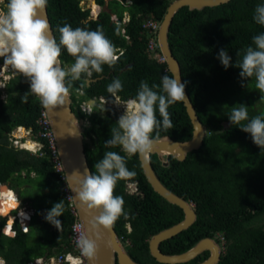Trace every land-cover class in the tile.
Wrapping results in <instances>:
<instances>
[{
	"label": "trees",
	"instance_id": "obj_1",
	"mask_svg": "<svg viewBox=\"0 0 264 264\" xmlns=\"http://www.w3.org/2000/svg\"><path fill=\"white\" fill-rule=\"evenodd\" d=\"M126 1L95 0L104 10L93 20L89 19L90 10L81 6V0H47V14L57 42L58 26L66 22L73 28L95 30L102 27L115 47L123 50L114 66L104 65L103 72L93 73L83 88L80 87L82 80L73 82L70 90L73 112L88 123L83 132L84 138L88 139L84 152L92 172H95L94 164L106 151L125 155L119 147L104 146L118 119L115 112L105 107L83 114L76 105V96L97 103L103 99L111 104L114 97L106 87L114 78H119L123 91L117 97L126 102L136 95L141 80H146L149 85L159 84L163 75H171L166 64L148 57L149 34L144 24L149 20L160 23L173 0H129L130 4ZM261 3L264 0H231L201 11L183 7L172 19L169 46L179 63L190 101L205 128V138L200 149L190 152L183 161L169 157L168 167H162L156 155L150 156L161 183L191 203L196 213V221L189 229L161 243L159 248L164 254L183 253L203 238L219 240L223 237L225 243L218 264H264V149L253 143L249 133L228 119L230 108L238 104L248 106L250 119L264 114V107L255 109L254 106L256 101H261L264 106V98H261L264 95L256 94L259 91L255 88V77L244 80L235 66L246 47L252 45V37L264 32V26L253 19L254 9ZM125 14L129 20L122 24ZM112 15L119 24L111 21ZM221 49L227 50L232 58L227 69L217 59ZM59 59L62 67L74 63L66 50H62ZM9 73L14 75L0 91V185H7L8 189L4 190H12L21 204L25 199L19 187L31 192L27 201L33 216L27 232H23L15 221L13 236L3 233L7 216H0V257L6 264H28L35 258L53 257L72 250L69 232L74 217L68 210L63 185L48 155H33L9 141L17 128L30 130L33 139L37 140L36 122L43 110L38 98L30 92L27 103L21 102V97L29 91V82L12 68ZM168 111L174 127L161 131L159 138L169 136L175 141L189 140L192 127L182 102L170 106ZM157 116L159 118L158 113ZM23 145L34 148L29 140ZM126 159L128 169L136 175L117 182L114 194L123 197L127 217L121 216L113 228L119 237H123V242H129L126 250L133 261L159 264L149 254L148 240L180 222L183 212L152 190L137 155ZM127 183H136L137 192L129 194L125 188ZM43 188L44 192H40ZM13 192L11 206L5 211L0 210V214L17 208L18 205L10 208L16 202ZM60 200L65 204V212L58 218L62 223L61 231L47 222L44 214V210L47 212ZM126 224L130 226V233H127ZM208 255L204 252L186 264L200 263Z\"/></svg>",
	"mask_w": 264,
	"mask_h": 264
},
{
	"label": "clouds",
	"instance_id": "obj_2",
	"mask_svg": "<svg viewBox=\"0 0 264 264\" xmlns=\"http://www.w3.org/2000/svg\"><path fill=\"white\" fill-rule=\"evenodd\" d=\"M127 2L130 4L129 0ZM0 5H2L0 58H3L4 66H10L28 80L29 91L21 97L23 103H27L30 92L48 111L63 106L73 82L83 80L80 86L83 88L84 83L93 76V73H102L104 65L114 66L123 53V50L116 48L105 35L103 28L99 26L95 30H89L82 27L73 28L71 24L65 22L62 26H58L59 41L57 42L50 36L49 24L42 15L47 0H7V2L0 0ZM99 13H94L91 9L89 19H93L95 15L98 17ZM126 17L129 20L125 14ZM124 19L122 24H125ZM253 19L256 24L264 26V3L256 5ZM62 50H66L67 54L74 58V63L67 68L62 67L59 59ZM217 59L227 69L232 58L227 50L221 49ZM235 66L240 69L239 75L244 80L248 81L249 78L255 77V88L260 93H264V32L252 37V45L246 47L242 58L236 61ZM106 90L116 97L123 91L122 81L114 78L107 85ZM185 100V84L175 75H163L159 84L149 85L146 80H141L136 95L125 102L124 113L117 118L116 126L111 127L110 139L104 144L105 148L119 147L125 155L122 156L116 151H106L103 158L94 164L95 172L87 169L84 173L74 172L72 181L76 187L73 188V198L79 201L80 207L95 213L88 222L89 228L81 230L76 239V247L81 257L86 258L89 264L97 259L98 242L102 240L101 230L110 231L121 216L127 217L123 197L114 194L118 181L130 180L136 175L135 171L128 169L126 157L133 155L147 157L159 139L160 132L174 127L171 113L168 111L169 107ZM87 101L93 102V107L99 103L94 100ZM97 107L95 106L94 112ZM103 107L108 108L105 105L99 106L98 109ZM108 109L111 111L110 108ZM228 119L231 124L249 133L253 143L264 149V114L250 119L248 106L238 104L230 108ZM17 201L20 206L21 201L18 197ZM14 210L16 208L8 212L9 215L14 212L10 218L17 215L18 212ZM20 211L22 209H19ZM64 212L65 204L60 200L47 211L45 219L61 231L62 223L58 218ZM5 215L0 214V216ZM6 226H8L7 222L3 233L10 236L7 234ZM216 241L219 244V240ZM121 243L126 249L127 245ZM0 264H6L2 257ZM74 264H83V261L76 258Z\"/></svg>",
	"mask_w": 264,
	"mask_h": 264
},
{
	"label": "water",
	"instance_id": "obj_3",
	"mask_svg": "<svg viewBox=\"0 0 264 264\" xmlns=\"http://www.w3.org/2000/svg\"><path fill=\"white\" fill-rule=\"evenodd\" d=\"M229 1L231 0H173L168 6L157 31V45L160 54L165 59V64L169 73L175 75L181 83H183V80L181 78L180 66L178 61L174 58L168 42L169 28L173 17L183 7H187L191 11H201L204 8H213L226 4ZM42 15L49 24L50 36L54 37L47 14V8H45ZM185 97L186 100L182 102V104L192 127L190 139L187 141H175L169 136H162L156 141L153 150L147 157H140L137 155L142 173L152 190L167 203L177 206L183 212V219L180 222L150 237L148 240V249L150 256L159 264H186L204 252H208V257L197 264H218L221 259L222 247L217 243L216 239L203 238L189 250L176 255L164 254L159 248L161 243L186 231L196 221L194 206L167 189L158 179L150 162V156L156 155L161 166L168 167L169 157H173L178 161H183L190 152L198 150L202 146L205 138V128L196 114L195 108L187 94L186 87ZM71 105L72 100L69 93L63 106L57 107L52 111H48L45 108L43 109L50 121L51 130L55 138L57 152L63 165L67 184L74 197L73 188L76 187L72 181L74 172L79 171L80 173H84L86 169L90 171V168L84 152V144L87 142V139L83 136L84 129L88 127V123L84 119L76 116ZM92 105H94L93 102ZM4 189H7V186H0V192ZM73 203L79 221L82 223L84 229H88V222L95 213H90L85 208L80 207L79 201H76L74 198ZM101 235L102 240L98 242L99 251L97 252V259L92 262V264H138L131 259L127 250L118 239V235L114 228L110 231L101 230Z\"/></svg>",
	"mask_w": 264,
	"mask_h": 264
},
{
	"label": "built area",
	"instance_id": "obj_4",
	"mask_svg": "<svg viewBox=\"0 0 264 264\" xmlns=\"http://www.w3.org/2000/svg\"><path fill=\"white\" fill-rule=\"evenodd\" d=\"M96 17L97 15L93 16L92 18L96 19ZM111 20L117 24V18L115 15L111 16ZM127 21H128V18L126 17L124 19V22L126 23ZM144 27L147 33L149 34V39H148V43L146 46V53L148 54V57L151 60H154L159 64L165 63L164 57L159 53V48H158L157 39H156L157 31L159 28V22L154 21V20H149L144 24ZM122 33L124 34V30H122ZM76 99H77L76 105L80 109V112L86 115L93 113L95 111L94 109L95 106L99 107V106L106 105L108 108L111 109V111L116 113L117 118H119L124 113V110H125V107H124L125 102L121 101L120 98L117 96L114 97L112 104H106V101L102 99L94 107L92 106V102H89L87 100H80L79 95L76 96ZM36 125L38 127V131H37L38 139L37 140L33 139V135L31 134L30 130H26L22 128H18L17 130H22L25 135L30 136V139L28 140L34 144V148L31 150L29 149L31 154L37 155L40 157L44 155H48L49 161L52 164L55 173L59 175V182L63 185V188H62L63 197H64V200L68 204L69 212L74 217V222L70 226V232H69L70 245L72 246L71 251L66 252V253H61L53 257L43 256V257L35 258L32 262L28 264H74V261L76 260V258H79L80 260H82L83 264H89L86 258L81 257L80 251L76 247V239H77L78 233L81 230H83L84 227L78 219L77 212H76V209L73 203V196L67 184L63 165L60 161V158L57 152L56 142H55L53 132L51 130L50 121L44 109L41 111L40 116L36 122ZM13 137L14 135L11 134L9 137V141L12 142ZM12 143L16 144L14 141ZM18 147L21 149L22 147H24V145L19 144ZM44 149H46V151ZM126 191H128L131 194L136 193L137 192L136 183L126 184ZM24 210L26 211V214L28 215L27 220H24L23 218H21L20 212H18L16 216L12 217L11 225L6 226L7 234L12 233V235H14V232L12 230V225L15 222V220H18L20 228L23 232L28 231V224L26 223L30 222V219L33 215V211H30V210L28 211L25 208ZM126 229H127V233H130L131 229L128 224L126 225ZM118 239L120 240V242H123V237H118ZM123 243L125 245H129V242L127 240ZM224 243H225L224 238L220 237L219 244L222 247V249L224 247Z\"/></svg>",
	"mask_w": 264,
	"mask_h": 264
},
{
	"label": "rangeland",
	"instance_id": "obj_5",
	"mask_svg": "<svg viewBox=\"0 0 264 264\" xmlns=\"http://www.w3.org/2000/svg\"><path fill=\"white\" fill-rule=\"evenodd\" d=\"M94 1V2H93ZM95 3V0H81V6L82 7H84V8H86V9H89V10H91L92 9V11L95 13H98V12H101V11H103L104 10V8L102 7H97V5H96V3H95V5H96V10L93 8V4ZM128 4V3H127ZM0 7H2V5H0ZM92 14V13H91ZM91 16V15H90ZM1 59V61H0V91L2 90L3 91V89H4V86H5V84L8 82V80L10 79V78H12L13 77V75L12 74H10L9 73V70H11V67L10 66H4L3 65V63H4V61H3V58H0ZM2 66V67H1ZM67 67H69V66H65V68H67ZM2 68V69H1ZM256 94H257V96H259V95H264V93H257L256 92ZM255 109L256 108H262L263 109V103L261 102V101H256V103H255ZM261 109V110H262ZM258 110V109H257ZM21 132V130H17V129H15L14 131H13V133H11L12 135H14V137H13V139H12V142L14 141L16 144H14V143H12L11 141H10V143L13 145H16V146H18L19 144H23L25 141H27L28 139H30V136H28V135H25L24 133H22ZM86 141H88V139L86 140ZM22 148H25L27 151L29 150V149H27L25 146L24 147H22ZM24 149V150H25ZM31 150V149H30ZM29 150V151H30ZM30 153V152H29ZM31 176H34V175H31ZM3 186H7V185H3ZM20 188V190H21V194H22V196H23V198L25 199L24 201H25V203L24 204H21L20 206H18L17 208H16V210H14V211H16V212H19V209H22V211H25V210H23V208H25V209H27V210H30V211H33L32 209H31V206L28 204V197H29V194L31 193V192H27V190L25 189V188H23V187H19ZM8 189V188H7ZM3 191V190H2ZM40 191V190H39ZM44 192V188L43 189H41V191L40 192ZM8 194H11V193H8ZM1 196H2V193H1ZM10 211H12V210H10ZM9 211V212H10ZM11 213H14V212H11ZM47 212L44 210V214H46ZM8 214V215H7ZM6 215H7V224L9 223V220L11 219L10 218V216H9V213H7ZM5 215V216H6ZM27 218H28V215H27ZM261 223V222H260ZM259 223V224H260ZM5 233V232H4ZM10 236H12V233H10Z\"/></svg>",
	"mask_w": 264,
	"mask_h": 264
},
{
	"label": "bare ground",
	"instance_id": "obj_6",
	"mask_svg": "<svg viewBox=\"0 0 264 264\" xmlns=\"http://www.w3.org/2000/svg\"><path fill=\"white\" fill-rule=\"evenodd\" d=\"M94 2V1H93ZM93 6V8L95 9L96 8V5H95V3L92 5ZM96 10V9H95ZM19 131V130H18ZM10 190V189H9ZM2 192H4L3 194H2V196H1V193ZM1 193H0V210H2V211H5V210H7V209H9V206H11V204H12V197H13V195H12V192L11 191H7V190H3ZM8 193H11V194H8ZM11 203V204H10ZM10 204V205H9ZM3 205H7V206H3ZM16 205H18V201H17V197H16V202H15V204L12 206V207H10V208H13V207H15ZM20 216H21V218H23L24 220H27V214H26V212L25 211H20ZM12 220V218L9 220V223H8V226L9 225H11L10 224V221Z\"/></svg>",
	"mask_w": 264,
	"mask_h": 264
},
{
	"label": "flooded vegetation",
	"instance_id": "obj_7",
	"mask_svg": "<svg viewBox=\"0 0 264 264\" xmlns=\"http://www.w3.org/2000/svg\"><path fill=\"white\" fill-rule=\"evenodd\" d=\"M5 2H6V0H5Z\"/></svg>",
	"mask_w": 264,
	"mask_h": 264
},
{
	"label": "crops",
	"instance_id": "obj_8",
	"mask_svg": "<svg viewBox=\"0 0 264 264\" xmlns=\"http://www.w3.org/2000/svg\"><path fill=\"white\" fill-rule=\"evenodd\" d=\"M97 11V10H96Z\"/></svg>",
	"mask_w": 264,
	"mask_h": 264
}]
</instances>
